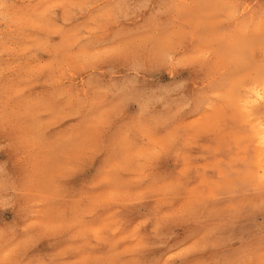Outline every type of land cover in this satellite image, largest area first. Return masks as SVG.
<instances>
[{"label":"rangeland","instance_id":"374dc122","mask_svg":"<svg viewBox=\"0 0 264 264\" xmlns=\"http://www.w3.org/2000/svg\"><path fill=\"white\" fill-rule=\"evenodd\" d=\"M262 63L264 0H0V264H264ZM133 122L154 147L71 194Z\"/></svg>","mask_w":264,"mask_h":264},{"label":"snow or ice","instance_id":"6c2138e0","mask_svg":"<svg viewBox=\"0 0 264 264\" xmlns=\"http://www.w3.org/2000/svg\"><path fill=\"white\" fill-rule=\"evenodd\" d=\"M189 63L195 64L198 61H190ZM255 71L261 81H264V63ZM261 87L264 89V83H262ZM258 95L259 99L264 101V91L258 93ZM261 115L264 117V107L261 109ZM161 131L155 126L138 125L135 122L130 123L127 127H120L115 131L108 130L106 126L100 127L95 135L90 137V142L94 144V147L83 152L78 160L76 170L61 182L68 184L71 194H76L80 189L96 192L97 188L86 187L93 181L99 185L100 189L113 187V180L104 179V177H115L122 174L121 168L127 158V154L137 148H153L154 142L150 138L158 137ZM171 143L174 145L176 141L173 140ZM142 158L148 162L146 171H150L155 165L154 153H144ZM261 179L264 181V177ZM20 215L25 220L42 219V217L32 213L27 206L20 210ZM29 230H39L51 234L59 231L60 227L50 223H37L30 226ZM240 264H247V261L240 262Z\"/></svg>","mask_w":264,"mask_h":264},{"label":"bare ground","instance_id":"6f19581e","mask_svg":"<svg viewBox=\"0 0 264 264\" xmlns=\"http://www.w3.org/2000/svg\"><path fill=\"white\" fill-rule=\"evenodd\" d=\"M262 137H263V139H264V135H263ZM259 138H260V137H259ZM263 139H262V140H263Z\"/></svg>","mask_w":264,"mask_h":264}]
</instances>
